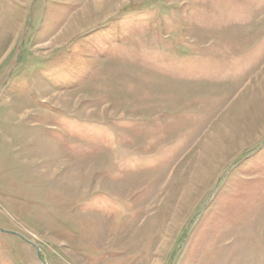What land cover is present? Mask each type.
<instances>
[{
  "label": "rangeland",
  "instance_id": "rangeland-1",
  "mask_svg": "<svg viewBox=\"0 0 264 264\" xmlns=\"http://www.w3.org/2000/svg\"><path fill=\"white\" fill-rule=\"evenodd\" d=\"M0 229V264H264V0H0Z\"/></svg>",
  "mask_w": 264,
  "mask_h": 264
},
{
  "label": "water",
  "instance_id": "water-1",
  "mask_svg": "<svg viewBox=\"0 0 264 264\" xmlns=\"http://www.w3.org/2000/svg\"><path fill=\"white\" fill-rule=\"evenodd\" d=\"M0 232H2L4 234H12V235H16L18 237H21L19 234H16V233L10 232V231H5L3 229H0ZM26 243L35 250L37 257L41 260V257H40V249L38 248V246H36L35 244H33L31 242H28V241H26ZM41 262H42V264H45L42 260H41Z\"/></svg>",
  "mask_w": 264,
  "mask_h": 264
}]
</instances>
